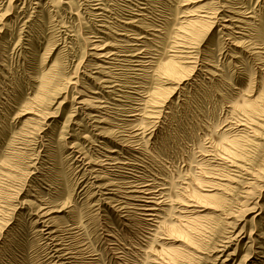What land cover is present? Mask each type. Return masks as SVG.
Segmentation results:
<instances>
[{
  "label": "rangeland",
  "instance_id": "374dc122",
  "mask_svg": "<svg viewBox=\"0 0 264 264\" xmlns=\"http://www.w3.org/2000/svg\"><path fill=\"white\" fill-rule=\"evenodd\" d=\"M0 14V264H264V0Z\"/></svg>",
  "mask_w": 264,
  "mask_h": 264
},
{
  "label": "bare ground",
  "instance_id": "6f19581e",
  "mask_svg": "<svg viewBox=\"0 0 264 264\" xmlns=\"http://www.w3.org/2000/svg\"><path fill=\"white\" fill-rule=\"evenodd\" d=\"M137 7H138V6H137ZM148 10H149V9H148ZM185 16H186V15H185ZM0 17H1V14H0ZM205 17H206V16H205ZM207 17H208V16H207ZM118 34H119V33H118ZM133 37H134V36H133ZM129 45H130V44H129ZM101 48H102V47H101ZM138 64H139V63H138ZM173 69H174V66H172V65H171V66H168V67L166 68V70H167L168 72L171 71V70L173 71ZM133 115H134V114H133ZM142 116H143V115H142ZM209 188H210V187H209ZM140 189H141V188H140ZM211 189H212V187H211ZM211 189H207V191H211ZM133 192H137V191L135 190V191H133ZM138 192L140 193V192H142V191H139V190H138ZM158 197H159V196H158ZM195 197H196V196H195ZM200 197H204V198H205V197H212V196H210V194H208V195H200ZM135 198H136V197H135ZM153 198H154V197H153ZM155 198H156V197H155ZM164 198H165V197H164ZM146 199H147V198H146ZM189 199H190V198H189ZM189 199H188V200H189ZM201 199H202V198H201ZM205 199H206V198H205ZM145 201H146V200H145ZM147 201H148V200H147ZM150 201H151V200H150ZM151 204H152V203H151ZM155 204H156V203H155ZM185 204H187V203L185 202ZM145 206H146V205H145ZM151 206H152V205H151ZM186 206H187V207H192V206H194V205H192V204H187ZM146 208H147V207H146ZM146 208H144V209H146ZM151 208H152V207H150V210H151ZM139 209H140V208H139ZM142 209H143V208H142ZM144 209H143V210H144ZM148 209H149V208H148ZM192 209H193V208H192ZM153 210H154V209H153ZM153 210H152V211H153ZM158 210H159V209H158ZM159 211H160V210H159ZM181 211H182V209H181ZM147 215H148V214H147ZM186 215H187V214H186ZM186 217H187V216H186ZM188 217H189V216H188ZM186 222H187V220H186ZM182 223H183V222H182ZM171 231H174V228H172ZM228 241H229V240H228ZM72 260H73V259H72ZM64 263H65V262H64Z\"/></svg>",
  "mask_w": 264,
  "mask_h": 264
}]
</instances>
